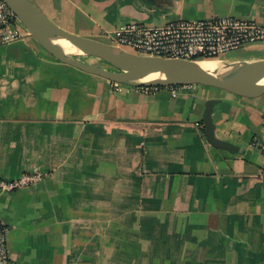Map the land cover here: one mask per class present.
Segmentation results:
<instances>
[{
  "label": "crops",
  "instance_id": "0c3cea01",
  "mask_svg": "<svg viewBox=\"0 0 264 264\" xmlns=\"http://www.w3.org/2000/svg\"><path fill=\"white\" fill-rule=\"evenodd\" d=\"M30 1L62 29L103 42L129 22H264V0ZM263 59L264 40L218 60ZM210 99L215 136L233 151L205 138ZM253 138L264 144V93L115 91L23 29L0 45V179L42 176L0 191L8 253L23 264H264V155Z\"/></svg>",
  "mask_w": 264,
  "mask_h": 264
},
{
  "label": "water",
  "instance_id": "95a60500",
  "mask_svg": "<svg viewBox=\"0 0 264 264\" xmlns=\"http://www.w3.org/2000/svg\"><path fill=\"white\" fill-rule=\"evenodd\" d=\"M15 12L25 31L53 57L84 72L103 77L107 80L128 85H190L201 84L226 90L238 96L255 98L264 93V83L253 75L252 69L259 67L264 79V59L251 62H221L217 70L208 69L201 61L181 58L138 55L116 45L80 36L66 31L51 21L30 0H5ZM68 41L85 55L97 57L113 67L104 69L98 65L83 62L65 51L55 40ZM154 61L162 63L161 67ZM217 100L205 103L203 112L204 135L214 147L233 151L235 146L215 136L211 112Z\"/></svg>",
  "mask_w": 264,
  "mask_h": 264
},
{
  "label": "built area",
  "instance_id": "2783aa9c",
  "mask_svg": "<svg viewBox=\"0 0 264 264\" xmlns=\"http://www.w3.org/2000/svg\"><path fill=\"white\" fill-rule=\"evenodd\" d=\"M15 12L5 0H0V45L18 39L23 31ZM25 30V29H24ZM114 45L138 55L202 60L218 58L248 43L264 40V22L253 19L215 16L206 19H178L160 26L129 22L117 26L111 34ZM117 91L123 83L108 80ZM176 85L133 86L144 94ZM251 144L264 155V144L253 138ZM41 173L28 172L14 179H0V191L9 192L32 185L41 179ZM7 227L0 218V264H23L13 260L7 249Z\"/></svg>",
  "mask_w": 264,
  "mask_h": 264
},
{
  "label": "bare ground",
  "instance_id": "6f19581e",
  "mask_svg": "<svg viewBox=\"0 0 264 264\" xmlns=\"http://www.w3.org/2000/svg\"><path fill=\"white\" fill-rule=\"evenodd\" d=\"M55 43L61 46V48L65 51L66 54L73 53V52H80L75 48L73 45H71L68 41L63 39H57L55 40ZM219 58L214 59H204L201 62L210 70H217L221 67V62L218 60ZM155 65L158 67H161L162 63L159 61H154ZM252 73L254 77L261 83H264V79L261 80V74L262 71L259 67H255L252 69Z\"/></svg>",
  "mask_w": 264,
  "mask_h": 264
},
{
  "label": "rangeland",
  "instance_id": "374dc122",
  "mask_svg": "<svg viewBox=\"0 0 264 264\" xmlns=\"http://www.w3.org/2000/svg\"><path fill=\"white\" fill-rule=\"evenodd\" d=\"M104 42L105 43H109V44H112L114 45V42L109 39V38H103ZM103 42V41H102ZM228 52L226 53H223V54H220L218 56V58H223L225 57V55L227 54ZM68 55H71L81 61H84L86 63H90V64H94V65H98L104 69H107V70H112L113 67L111 65H109L108 63L104 62L103 60L97 58V57H93V56H89V55H85L83 54L82 52H73V53H68Z\"/></svg>",
  "mask_w": 264,
  "mask_h": 264
}]
</instances>
